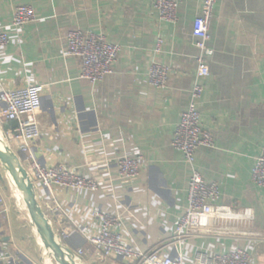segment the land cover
Wrapping results in <instances>:
<instances>
[{"label":"crops","instance_id":"0c3cea01","mask_svg":"<svg viewBox=\"0 0 264 264\" xmlns=\"http://www.w3.org/2000/svg\"><path fill=\"white\" fill-rule=\"evenodd\" d=\"M176 1L177 22L171 24L159 19L152 0H0V29L10 41L0 49V83L39 87L41 133L34 153L43 164H63L99 183L96 192L58 196L71 232L60 243L77 264H123L87 243L97 226L93 209L119 217V231L132 248L177 257L170 239L187 207L191 170L171 142L195 81L191 27L204 0ZM18 6L32 7L36 21L12 27ZM75 29L121 47L113 74L102 83L81 79V60L63 57L66 35ZM209 35L213 56L197 110L214 143L196 151L195 168L206 183L218 185L221 204L252 209L254 221L246 236L189 239L183 264H194L198 252L222 255L236 248L250 255L251 264H264V189L251 181L264 145V0H218ZM152 62L170 69L164 89L148 83ZM6 125L0 126L4 134L11 130ZM120 157L141 160L137 178H119ZM0 199L7 208L0 216V264H57L1 164Z\"/></svg>","mask_w":264,"mask_h":264},{"label":"built area","instance_id":"2783aa9c","mask_svg":"<svg viewBox=\"0 0 264 264\" xmlns=\"http://www.w3.org/2000/svg\"><path fill=\"white\" fill-rule=\"evenodd\" d=\"M153 7L161 21L175 24L179 3L176 0H152ZM218 0H204L201 13L193 20L191 36L198 51L195 57L196 75L190 91L186 111L176 125L171 147L182 154L185 163L191 170L187 187V207L179 217L170 245L174 246L177 257L171 259L160 257L159 249L143 252L132 248L119 231L120 219L93 209L91 217L96 221V229L87 237L92 251L104 259H112L123 264H183V247L189 239L226 235L240 237L249 235L248 229L253 224L252 209H233L220 203V189L215 183H206L195 168V153L200 148L213 147V138L202 127L197 102L203 95L201 80L209 76L207 59L213 56L208 47L209 29L213 10ZM36 21V15L30 6H18L12 18V27L18 28ZM6 33L0 29V49L9 45ZM161 40L157 41L156 52ZM119 45L111 44L101 34L84 33L79 29L68 32L65 38L63 57H76L81 60L80 78L91 85L102 83L113 74V66L120 53ZM170 77V69L152 62L148 70V83L154 89H164ZM41 109L39 87L25 86L4 88L0 83V126L16 122L17 128L5 133V143L18 156L27 172L30 182L35 187L36 199L45 218L54 227L57 241L67 239L71 234L67 227L68 213L58 200L61 192L87 191L96 192L99 183L91 178L81 176L74 168L63 164L51 166L43 164L33 151L40 139L41 128L37 115ZM117 170L120 179L132 180L141 173V160L129 157L117 159ZM254 186L264 189V145L255 159L251 171ZM39 199V200H38ZM7 212L0 199V216ZM83 256L84 251L76 253ZM2 259V258H0ZM194 264H251L250 255L241 248L229 253L217 255L198 252Z\"/></svg>","mask_w":264,"mask_h":264},{"label":"water","instance_id":"95a60500","mask_svg":"<svg viewBox=\"0 0 264 264\" xmlns=\"http://www.w3.org/2000/svg\"><path fill=\"white\" fill-rule=\"evenodd\" d=\"M7 125L11 130L17 128L16 122H9ZM4 139L5 134L0 131V164L9 176L14 189L26 204L44 249L53 256L57 264H77L74 253L62 247L61 243L55 239L53 229L39 206L35 187L30 182L27 172L21 164V159L8 147Z\"/></svg>","mask_w":264,"mask_h":264},{"label":"rangeland","instance_id":"374dc122","mask_svg":"<svg viewBox=\"0 0 264 264\" xmlns=\"http://www.w3.org/2000/svg\"><path fill=\"white\" fill-rule=\"evenodd\" d=\"M50 256L52 257V255L50 254Z\"/></svg>","mask_w":264,"mask_h":264}]
</instances>
